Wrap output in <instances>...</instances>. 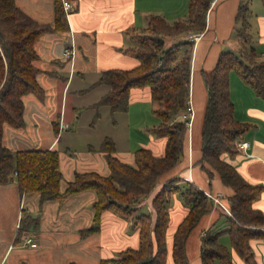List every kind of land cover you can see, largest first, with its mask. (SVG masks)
<instances>
[{"label": "crops", "instance_id": "obj_1", "mask_svg": "<svg viewBox=\"0 0 264 264\" xmlns=\"http://www.w3.org/2000/svg\"><path fill=\"white\" fill-rule=\"evenodd\" d=\"M70 1L68 28L58 30L54 29L55 0H16L31 18L49 23L53 29L42 34L36 43L39 58L35 64L40 68L37 77L44 88V96L26 95L25 125L20 128L7 125L3 135L4 143L13 150H59L62 189L77 171L110 173L105 152L90 149V146L99 147L105 137L114 140L115 154L130 164H135V150L140 147H149L157 155L164 152L166 137L156 132L162 119L152 111L149 87L131 89L126 112H113L109 105L95 107L94 104L109 87L106 84L90 87L105 69H128L140 63L139 58L127 49L134 44L132 36L146 28L149 14H160L173 23L186 18L189 12V0ZM239 2L214 0L211 4L207 27L193 47L189 98L193 115L188 125L185 153L179 164L162 177L155 189L143 199L139 209L144 212L152 210V195L170 177H178L180 185L193 182L207 192L227 195L232 191L218 175L209 178L197 161L201 157L202 127L208 99L205 76L211 72L220 52L226 50L223 49L224 43L231 48L239 46V40L234 36ZM250 6L254 13L252 26L257 50L264 54V7L252 5L251 0ZM187 34L168 36L167 45L187 39ZM68 45L76 48L71 59L63 56ZM230 94L235 105L234 116L251 123V127L239 140L245 141L247 146L227 160L248 182L264 184V100L234 71L230 74ZM97 112L100 118L92 126ZM61 123L67 126L61 127ZM82 132L86 136L81 138V149L74 150L75 139L82 136ZM96 197L93 189H86L63 201L47 200L40 204L38 193L21 196L15 180L0 184V264H99L102 258L113 257L115 252L124 248L138 247L139 229L131 220L112 211L103 213L100 230L82 234L83 228L94 223L93 203ZM222 201L226 202V199ZM255 205L264 212V190ZM25 210L35 219L29 228L18 234ZM187 211L188 207L180 196L177 193L171 195L167 264H174L172 237ZM217 216L215 206L201 217L190 233L186 245L190 264H202V235ZM227 224V218L221 217L217 229ZM225 235L229 238L228 234H223L220 240ZM250 244L257 263L264 264V240L251 239ZM227 245H230V238ZM234 264L247 263L234 252Z\"/></svg>", "mask_w": 264, "mask_h": 264}, {"label": "trees", "instance_id": "obj_2", "mask_svg": "<svg viewBox=\"0 0 264 264\" xmlns=\"http://www.w3.org/2000/svg\"><path fill=\"white\" fill-rule=\"evenodd\" d=\"M213 1L189 0L188 16L173 23L160 14H149L146 28L132 36L134 44L127 49L139 58L140 63L128 69H105L90 87L108 85L107 93L94 105L97 108L109 105L113 112L128 110L133 87H149L152 111L162 119L156 132L166 137L164 152L157 155L149 147H140L135 150V164H130L115 154L114 140L105 137L99 147L90 146V149L105 152L110 173L77 171L62 189L59 150H13L3 139L5 126L20 128L25 125L24 97L28 94L39 98L44 96V88L37 77L40 68L35 64L39 58L36 43L53 27L31 18L16 0H0V184L15 180L21 196L38 193L40 204L47 200L63 201L70 195L93 189L97 195L93 203L94 223L83 228L82 234L100 230L103 213L112 211L131 220L139 229L140 239L138 247L124 248L113 257L102 258L99 264H167L172 193H178L188 211L173 233L171 256L174 264H190L187 239L201 217L215 207L214 201L198 185L193 182L180 185L178 177H170L152 195V210L144 212L139 209L160 179L182 160L187 143L189 126L180 114L186 110L190 98L195 42L183 39L167 45V37L189 31L203 32ZM253 16L250 0H240L235 15L239 46L236 50L221 51L211 72L205 76L208 99L202 127L201 157L197 162L209 178L218 175L232 191L224 195L231 214L217 206V218L202 235V264H234V252L247 264H258L250 240H264V212L255 205L264 184L248 182L227 160V157L233 158L239 153L237 142L251 127V123L234 116L231 72H236L264 100V54L254 46ZM54 21V29L68 28L62 0H55ZM99 118L97 112L91 125L94 126ZM223 215L228 224L217 229ZM34 219L32 215H22L18 234L29 228ZM223 234L229 235L230 245L221 242Z\"/></svg>", "mask_w": 264, "mask_h": 264}, {"label": "built area", "instance_id": "obj_3", "mask_svg": "<svg viewBox=\"0 0 264 264\" xmlns=\"http://www.w3.org/2000/svg\"><path fill=\"white\" fill-rule=\"evenodd\" d=\"M62 1H63V6H64L65 11L68 12L72 8L71 1L70 0H62ZM200 37H201V32L199 33V32L191 31V32H188L186 38L189 40H192L196 43ZM75 53H76L75 46L74 45H68L64 48L63 56L65 58L71 59L74 57ZM192 115H193V107H192L191 102L189 100L187 103L186 110H184L180 114V117L182 120H184L189 125ZM65 126H67V125L64 123H61V127H65ZM237 146L239 147V149H242V148H245L247 146V143L245 141H238ZM205 192L214 201L216 207L219 206L222 209H224L226 212L231 214L228 203L222 201L224 199V193H222V192L212 193V192H207V191H205ZM32 245H36V243H32Z\"/></svg>", "mask_w": 264, "mask_h": 264}, {"label": "rangeland", "instance_id": "obj_4", "mask_svg": "<svg viewBox=\"0 0 264 264\" xmlns=\"http://www.w3.org/2000/svg\"><path fill=\"white\" fill-rule=\"evenodd\" d=\"M251 2H252V5L254 4V6H255V4L257 5H259L260 4V6H262V7H264V4H263V1L262 0H251ZM237 24V23H236ZM234 36L235 37H237V29H236V27H234ZM254 46L257 48V45H256V42H254ZM236 48H237V46L236 47H234V48H231V47H228L225 43H224V46H223V49H226V50H228V49H235L236 50ZM102 130H104L103 128H102ZM100 131V130H99ZM92 133H95V132H92ZM82 136H78L76 139H75V148H74V150H80L81 149V144H82V142H83V140L81 139V138H84V136H86V134L85 133H83L82 132V134H81ZM174 193H172V195H173ZM178 194V193H177ZM141 211H144V210H142L141 209ZM25 213V215H27L28 213H27V211L25 210L24 211ZM223 217V219L224 220H226V216L225 215H223L222 216ZM221 241L223 242V243H227L228 244V241H229V238H228V236L227 235H225L222 239H221ZM118 252H115L114 254H117ZM24 264H27V263H24Z\"/></svg>", "mask_w": 264, "mask_h": 264}]
</instances>
